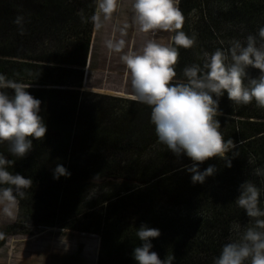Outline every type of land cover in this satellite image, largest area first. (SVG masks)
I'll use <instances>...</instances> for the list:
<instances>
[{
    "label": "rangeland",
    "instance_id": "rangeland-1",
    "mask_svg": "<svg viewBox=\"0 0 264 264\" xmlns=\"http://www.w3.org/2000/svg\"><path fill=\"white\" fill-rule=\"evenodd\" d=\"M254 1H257L256 11L244 12V8H249L246 6ZM0 4V67H6L0 73L25 86L33 83L46 85L43 93L29 92L42 101L40 114L48 129L42 139H33V149L50 150V146L61 140L63 134L58 130L71 121L68 112L72 108L75 126L81 118L86 119L80 127L73 129L74 134L81 130L85 137L90 138L86 146L77 149L78 154L65 164L71 175L63 180L70 183L69 178L74 176L80 187L72 212L58 221L55 227L32 229L33 223H27L25 216L27 207L34 208L26 197L22 199L15 219L0 216V233L4 234L0 238V264H99L108 258L106 247L109 240L125 252L123 243L136 233L142 217H147L149 227L158 228L161 232L152 240V250L161 259L174 256L173 264H209L200 260L206 246L211 241L222 246L233 236V224L250 222L244 210L234 203L239 195V186L245 181L254 183L259 189L258 203L261 207L264 176L254 174L253 170H245L244 174L231 169L222 175L216 172L202 184H193L192 174L181 167L185 164L184 159L172 152L170 158L176 160L172 167L175 170L167 174L160 163L163 159H156V151L163 149L158 139L153 141V150L149 153L148 148L146 157L140 158L137 147H140V140H147L149 134H154L151 125L148 132L136 130L130 139L121 142L120 153H115L116 147L110 142H115L117 137L108 140L102 132L104 128L119 125L125 116L137 115L141 111L127 101H119L133 100L127 98L131 97L130 77L120 57L139 51L149 39L171 44L173 33H142L132 26L130 0H118L116 12L100 30L95 29L91 21L97 0H87V5L83 0H0ZM207 8L212 10L213 26L217 28L211 41L215 40L224 49L233 39L244 41L248 35H257L259 28L264 26V0H189V16L186 23L184 20L182 30L187 27L189 33L195 35L196 42L203 44V60L205 53L216 50L214 42L209 44L207 41L206 47L204 39L207 37L199 39L195 32L198 19ZM18 17H22L20 24L15 22ZM86 22L90 24L89 49L81 86L74 89L61 86V83L78 81L76 74H65L60 70L82 61L80 54L74 52L85 41L83 28ZM109 40H123L124 48L120 51L109 49L106 46ZM200 51L197 50L198 53ZM10 64H35L44 69L23 67L19 70L7 66ZM248 73L253 78L257 77L259 69L250 67ZM67 90H76L82 93V97L78 98ZM6 91L11 92V89ZM109 98H117L118 101L114 103ZM0 151H6V145H0ZM32 151L28 153L29 158ZM104 152H107L105 164L100 165L96 153ZM88 157L93 162L90 165L86 164ZM43 158L40 155L39 162ZM170 158L165 161L166 165L170 164ZM204 166L208 165H200V169L203 170ZM113 208L118 210L116 219L123 222L118 231L108 228L107 232L103 231V236L85 232L93 229L89 228L91 223L99 218L106 220L105 212ZM204 214H219L218 223L209 225L196 219ZM226 216L234 217L225 228L227 234H224L220 220L228 219ZM20 218L22 226L11 230ZM111 255L108 261L116 258L114 253Z\"/></svg>",
    "mask_w": 264,
    "mask_h": 264
},
{
    "label": "clouds",
    "instance_id": "clouds-1",
    "mask_svg": "<svg viewBox=\"0 0 264 264\" xmlns=\"http://www.w3.org/2000/svg\"><path fill=\"white\" fill-rule=\"evenodd\" d=\"M117 7L118 0H97L91 17L95 29L100 30ZM130 14L132 26L142 33H173L171 44L149 39L139 51L123 54L120 59L129 73L131 98L150 109L158 142L176 157L190 158L192 164L185 170L192 174L193 184H202L217 168L209 165L201 170L200 164L216 157L231 167L230 146L235 148L233 140L225 141L219 131L216 116L221 113L220 98L226 92L237 105L254 101L264 108V26L244 41L233 39L227 49L205 53L202 65L186 66L183 78L174 79L179 48H191L196 42L195 36L182 30L185 17L179 0H130ZM15 22L20 24L22 17ZM106 46L120 51L124 41L109 40ZM250 67L259 69L257 77L249 75ZM29 87L0 73V145H6V151H0V216L11 219H15L20 201L33 185L31 177L14 171V165L32 151L33 139H42L48 130L40 114L42 101L29 93ZM52 175L58 180L71 173L57 163ZM238 192L234 203L250 222L232 225L233 236L222 244L212 264H264V208L258 203L259 189L245 181ZM135 234L139 240L132 251L136 264H173L174 256L161 259L152 250V240L161 235L158 228L142 223ZM3 235L0 233V238Z\"/></svg>",
    "mask_w": 264,
    "mask_h": 264
},
{
    "label": "trees",
    "instance_id": "trees-1",
    "mask_svg": "<svg viewBox=\"0 0 264 264\" xmlns=\"http://www.w3.org/2000/svg\"><path fill=\"white\" fill-rule=\"evenodd\" d=\"M83 2L85 3V5H87V0H83ZM256 3L257 1H254L252 4L247 5L246 7L249 8H244V12H255L256 8L258 7ZM41 6L47 8L45 5ZM188 6L189 0H179V7L186 19L185 23L189 16V12L187 13ZM197 23L198 25L196 24L195 32L200 36L199 39L202 37H207L204 39L206 47L208 41L209 44L214 42V44L216 45L215 49L223 48L221 44L215 43V40L211 41V39H213V35L215 36L214 29H217L213 26L215 23V18L213 17L212 10L207 8L206 11L203 12V16L198 19ZM89 27L90 24L86 22L83 28L84 34L86 35L85 41L81 45H79L74 52L76 54H80V58L82 59V61L75 63V66H66L64 68H61L60 70L65 74H76L75 77L78 79V81L74 83H61V86H69L73 89L80 88L81 86V77L84 71L83 69L86 67V60L89 49ZM79 28H77V30H79ZM184 30L186 34L192 36L189 33L187 27H185ZM195 44L191 48H179V57L176 65L174 66V70L177 73V76L174 79L183 78L182 72L184 67L190 66L194 63L200 65L203 64V44L201 42H195ZM198 49L201 50L199 53L197 52ZM7 66L19 70L23 67H29L31 70L44 69L38 68V66L35 64H31V66L25 64H10ZM5 68L6 67H0V71L4 70ZM45 86L46 85L44 84L33 83L27 90L34 93H43L46 91L44 89ZM67 92L76 95L78 98L82 97V93H79L76 90H67ZM116 99L109 98V100H112L114 103L118 101ZM119 101H127L131 106H134L141 111L138 112L137 115L130 114L128 116H125L124 119L119 123V125L115 126L114 128H104L102 130V132L108 137V140L115 136L117 137V140L115 142L113 140H110L112 145L116 147L114 148L115 153H120L119 148H122V146H119V144L130 139L136 130H146V132H148L149 126L151 125L154 131V126L150 123V109L148 108V106L133 100L119 99ZM219 109L221 113H218L216 116V119H218L220 122L219 131L222 133L225 141L233 140L235 144V148H231L230 146L229 156H233L231 159V167L224 166L223 161L216 157L209 158L208 160L204 161L203 164L208 166L215 165L217 168V172H221V175L222 172L232 169L235 172L242 171V173L244 174L245 170H253L254 174L264 176V108L258 107L254 101L247 105H237L228 99L227 93L225 92L224 96L219 100ZM68 116H70L71 121L66 127L62 128L63 130H58L63 134L60 141H58L52 147L50 146V150L33 149L34 152H31V158H29L27 154L25 158L17 160L14 165L15 172H19L25 177H31L33 180V185L28 190L26 200L31 201L34 210H31V207H27L25 216L26 220L28 221L27 223H33L31 224L33 225L32 229H35L39 226H45L49 228L55 227L58 221L65 219L72 212L78 194H80V187L78 186L77 179L74 176H71L69 178L68 181L70 183H68L63 180L64 176H61L57 180L53 179L52 175L53 169L56 167L57 163H61L65 167V164L67 165V161L69 159H72L75 154H78L76 150L79 149L82 145L83 147H85L87 141L90 139L88 136L85 137L81 130H79L78 134H74L73 129L77 125L75 126V123L73 122V108L69 110ZM84 122H86V119L81 118L77 122V124L80 127ZM87 126L90 129L89 124H87ZM112 133H114L115 135L112 136ZM153 133L154 134L148 135L147 140L145 138L140 140V144L138 145L140 147H137V150L140 152V158L146 157V154H148V148H150V150L148 151L149 153L153 150V141L157 139L155 132ZM93 135L97 137L95 134ZM45 142L46 140H44V143ZM73 146L74 150H72ZM162 148L163 149L156 151V159H163L162 162H160L161 166L165 168V171L167 172V174H169L173 170H175L172 169V167L174 164H176V160L175 158H170V151L167 149L166 145H162ZM106 153L107 152L101 153L102 155L96 153V157L99 159L100 165L105 164L104 161L106 157L104 158V155ZM151 153L154 154V152ZM40 155L44 157L42 162H39ZM181 157L185 162V164L183 163L181 167L191 166L192 161L190 158L186 156ZM167 158L171 159L170 164L168 165H166L165 163ZM92 163L93 162L91 158L88 157L86 160V164L90 165ZM113 164L116 163L113 162ZM115 167L118 168L119 165H116ZM207 167L204 166L203 169ZM255 181L257 182L258 179L256 178ZM263 206L264 202L262 201L261 207ZM117 211L118 210L115 208L106 211V220H104V218H99V220L95 222L94 217L93 221L95 223H91L92 227H89L93 229H86L85 232L103 236V231L105 230L107 232L108 228H111L114 231H118L123 226V222L116 219V216L118 215ZM218 217L219 214H204V216H200V218L196 219L200 220V222L202 223L205 222L206 224L213 225L218 223ZM226 217L228 218L229 216ZM233 217L234 216H230V218L226 220H224L223 218L222 220H220L222 221L221 229L223 230L224 234H227L225 232V228H228V225L232 221ZM146 218L147 217H142L140 219L142 222H140L139 224L141 225L142 223H148V220H146ZM47 220L48 222H46ZM22 223L23 220L22 218H20L18 224L13 226L11 230L15 228L17 229L20 225L22 226ZM68 227L70 226H67V228ZM8 232H10V228L8 229ZM138 244L139 240L135 234L131 235V238L123 243L125 252H122L121 247H115V244L111 243L110 240L107 241L106 254L108 258L112 256L111 253H114L116 258H112L110 261H108V258L106 257V260L103 262H99V264H136V261L132 257V251ZM220 248L221 246H218L216 243L211 241L210 244L206 246L204 255L200 258V260L212 264L213 258L218 255Z\"/></svg>",
    "mask_w": 264,
    "mask_h": 264
}]
</instances>
